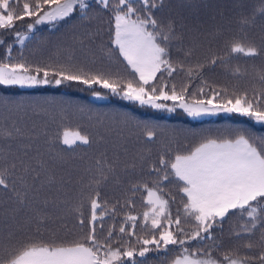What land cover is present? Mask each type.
<instances>
[{
    "label": "snow or ice",
    "instance_id": "6c2138e0",
    "mask_svg": "<svg viewBox=\"0 0 264 264\" xmlns=\"http://www.w3.org/2000/svg\"><path fill=\"white\" fill-rule=\"evenodd\" d=\"M73 20L97 22L88 36L101 41L105 67L85 70L71 58L30 61L22 50L13 56V44L26 47L37 26ZM258 25L264 30V0L258 7L249 0H0V47L5 48L0 88L77 84L92 89L96 99H107L98 86L160 112L179 109L193 119L237 113L264 125V74L251 94L205 76L229 68L234 58L264 57V38L257 43L251 36ZM213 42H222L223 52L209 46L201 58L199 51ZM230 71L236 78L243 75L238 66ZM25 103L0 94V107L19 109ZM120 115L125 125L136 119ZM136 127L145 142L164 131L144 121H136ZM170 131L169 143L155 159L141 155L139 165L129 166L146 171L148 181L131 183L113 200L101 197L110 180L120 183L115 164L106 160L97 159L85 170L88 181L81 177L79 198L68 204L41 194L60 192L70 179L49 174L45 161L33 167L22 156L8 162L0 155L6 161L0 165V264H145L140 258L150 252L177 250L169 264H264V136L245 129ZM12 135L8 131L5 138ZM188 136L199 139L192 143ZM93 142L88 131L65 129L49 141L63 146L52 159L67 163L63 153ZM138 192L146 193L141 213L135 212ZM232 221L225 240L224 225Z\"/></svg>",
    "mask_w": 264,
    "mask_h": 264
},
{
    "label": "trees",
    "instance_id": "16d2710c",
    "mask_svg": "<svg viewBox=\"0 0 264 264\" xmlns=\"http://www.w3.org/2000/svg\"><path fill=\"white\" fill-rule=\"evenodd\" d=\"M249 2L258 7L261 0H249ZM96 26V21H92L91 24L88 22L81 24L75 20L57 26H38L34 38L26 41V47L22 49L21 46L13 45V56H18L22 50L24 56L30 61L66 63L71 58L70 62L83 66L85 70L103 68L108 61L105 52L101 50V41L96 40L93 42L88 36L89 30ZM25 28L26 23L17 26L18 31H24ZM256 36L259 38L258 31ZM5 39L9 43L13 41L11 35L6 36ZM104 40L107 41V36ZM209 46L214 51L223 52L222 42H213L211 45L206 43L198 53L201 58L207 54ZM4 55L5 48L0 47V60L3 59ZM243 59L242 56L231 59L227 69L218 67L214 71L206 72V79L214 84L218 79H222L229 90L233 88L248 89L251 94L254 87L250 84H242V79L232 76L230 71L231 68L240 67ZM95 90L104 95L107 94L98 87ZM92 93V89L77 84L38 89L0 88V94L15 100L22 99L26 102L19 109L0 107V155L8 156V162H10L13 155L22 156L33 167H38L40 161H45L49 174L54 173L58 179L63 176L65 180L70 179L71 181L60 192H57L55 188L51 191L46 189L41 194L42 196L47 195L49 198H58L68 204L75 203L79 198L81 187L78 181L83 177V182L87 183L89 176L85 170L95 167V161L101 159L115 164L120 176L119 184L110 180L102 187V199L113 200L122 197L131 183L148 181L149 179L146 171L142 173L139 166L135 170L129 166L134 162L139 165L138 158L141 155L150 154L155 159L158 152L162 151L165 145L169 143L171 129L218 134L219 126L223 122L229 125L240 124L243 127L256 129V126L248 118L236 114L215 120L190 121L179 109L175 113L164 115L160 111L119 100L115 96L111 97L108 102L95 103L88 99V95ZM46 100L54 102L46 103ZM33 101L39 102L40 107L35 109L31 107L30 102ZM123 113H127L136 119L130 120L125 125L120 115ZM97 118H99L98 123ZM136 121L160 125L164 131L160 132L156 141L145 142L140 129L136 127ZM16 128H19L20 131L16 132ZM63 129L88 131L92 133L94 140L91 146H80L74 152L63 153L67 163L52 159L63 146L56 144L57 150H44L53 146L49 143L53 137L52 134L55 135ZM8 131H11L15 137L12 135L11 139H6L5 134ZM254 134L257 135L255 132ZM98 136H103V140L97 142ZM184 139V135L180 136L181 142ZM198 139L199 137H187V140L192 143ZM149 150H151L150 153ZM24 152H27L28 155L23 156ZM5 162L0 159V165ZM126 168L127 171H125ZM69 171L72 172L71 177L67 175ZM171 190L175 193L174 188ZM144 195L145 193L138 192L134 197L136 213H141L144 210ZM173 210H175V206ZM165 254H168V259L171 260L179 252L178 250L169 253L162 251L150 252L146 257L140 259H143L145 264H150V259Z\"/></svg>",
    "mask_w": 264,
    "mask_h": 264
},
{
    "label": "rangeland",
    "instance_id": "374dc122",
    "mask_svg": "<svg viewBox=\"0 0 264 264\" xmlns=\"http://www.w3.org/2000/svg\"><path fill=\"white\" fill-rule=\"evenodd\" d=\"M39 26H41V25H39ZM257 31H258L259 38L256 36V32ZM251 36H252L253 39H255L259 43L261 41V39L264 38V30H262V28L258 25V28H255L251 32ZM13 45L20 46L19 44H13ZM239 68H240L241 72L243 73V75L240 77V79H242L241 80L242 84H246V85L250 84L252 87L257 88V89H259L261 87L260 81H259V77H260V75L264 74V57H261V58H258V59L244 58L242 60L241 66ZM216 85L225 86V82L222 79H218L217 82H216ZM42 87H55V86L54 85H50V86H42ZM42 87H38V88H42ZM38 88H19V89H38ZM102 90L107 93V90H104V89H102ZM105 95H107V99H96L93 96V94L88 95V99L90 101L95 102V103H104V102H108L111 97L112 98L114 97V96H111L108 93L105 94ZM116 98H118V97H116ZM118 99L121 100L120 98H118ZM160 113H162L164 115H168L169 114L167 112H160ZM183 114L190 121L215 120L217 118L230 116L231 114H236V115H238L240 117H244V116H241V115H239L237 113H231V114L219 113L217 115H206V116H202V117L193 119L191 117H188L185 113H183ZM245 118H248V117H245ZM248 119L251 121V123H253L256 126L255 130L250 128V127H243L240 124H231V125H229L228 123L223 122V123L220 124L218 131H219V133H224V132H226L228 130L245 129V130H250L253 133L255 132L257 134V136H264V125L257 124L254 121H252L250 118H248ZM98 122H99V118H97V123ZM64 130L65 129L59 131L58 133H62ZM52 136H54V134H52ZM181 136H183V135H181ZM13 137H15V136L13 135ZM60 146H62V145H60ZM57 149H58V147H57V145H55V146H51V147L45 148L44 150L45 151H52V150H57ZM145 195H146V193H145ZM234 223H235V221H232V222L226 223L224 225V229H225L224 239L225 240H227V238H228V230H229V228L232 227L234 225ZM258 237H259V233L257 234V238ZM241 243H243V241H241ZM168 261L170 262V259H168V254H165V255H160V256H157V257H155L153 259H150L149 263L150 264H169Z\"/></svg>",
    "mask_w": 264,
    "mask_h": 264
}]
</instances>
